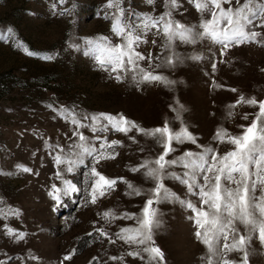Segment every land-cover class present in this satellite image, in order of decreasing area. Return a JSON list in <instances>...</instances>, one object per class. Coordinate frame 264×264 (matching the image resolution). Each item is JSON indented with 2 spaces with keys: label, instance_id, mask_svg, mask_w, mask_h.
<instances>
[{
  "label": "rangeland",
  "instance_id": "obj_1",
  "mask_svg": "<svg viewBox=\"0 0 264 264\" xmlns=\"http://www.w3.org/2000/svg\"><path fill=\"white\" fill-rule=\"evenodd\" d=\"M242 3L243 0H221L225 9L229 6L235 9ZM121 6L125 9V23L143 37L135 46L145 57L138 63L147 71L176 81L174 86L144 82L137 87L130 73H122L124 78L117 80L115 74L97 66L94 53L85 55L83 38L107 36L113 45L122 42L111 30L115 9L107 7V0H64L63 3L0 0V261L4 264H154L146 253L129 255L142 246L127 244L116 233L121 227L135 226V220L125 219L121 213L140 215L145 201L152 195L149 190L155 186L145 175L146 169L132 172L131 168L142 165L146 159L154 161L163 151L162 145L156 137L135 130L125 134L109 128L107 132L94 134L88 127L81 128L88 137L87 143L97 148L99 141H93V135L120 141L111 149L115 155L98 160L95 166L108 178L124 179H118L114 187L98 196L95 204L87 199L82 202L81 191L64 197L63 206L54 211L55 201L48 191L53 183L62 187L55 178L54 156L61 149V154H66L68 146L78 139L71 135L75 126L59 115L61 106L75 110L80 118L86 113L123 114L144 129L167 122L175 132L183 124L197 143L173 141V151L165 157L172 159L186 150L202 151L206 145L218 155L234 150L231 141L214 139L217 130H226V135H241L244 131L241 126L251 123L259 106L234 102L241 95L245 99H264V42H261L264 26L259 24L262 13L258 8L256 19L245 25L246 31L260 33L257 40L233 44L221 55V45L207 36L194 45L175 37L172 48L162 51L166 38L161 29L153 27L144 32L136 27L144 14L156 18L170 12L174 22L202 31L201 22L211 18V6L200 11L189 0H176L174 8L169 6V0H152L151 4L147 0H121ZM72 43L81 47H69ZM24 48L40 55L29 56ZM170 51L174 54L172 67L164 63ZM53 53L54 59H42L44 54ZM194 54L201 59H190ZM175 55L182 62H177ZM157 64L161 67H156ZM49 103L52 108L47 107ZM18 164L32 171L23 172L17 168ZM92 166V158L86 157L85 164L73 173L64 172V165L59 167L65 179L83 190L84 172ZM249 167L254 170V165ZM167 171L183 176L184 169L177 164L168 166ZM198 179L202 182V178ZM129 182L141 190L139 196L128 195ZM163 183L181 199L201 207L199 196L188 193L186 185L171 176L164 177ZM222 184L235 187L234 182L229 184L223 178ZM251 194L259 198V184ZM152 207L161 221L160 227L153 228V241L164 252L166 264H206L208 249L194 236L196 226L189 219L192 211L174 197L161 199ZM203 207L207 210V205ZM10 209L18 210L19 215H7ZM109 209L115 218L106 221L103 213ZM5 224L24 236L18 240L16 232L9 235ZM237 227L239 234L247 235L243 225L237 223ZM96 228L109 235L100 236ZM224 243L221 237L219 244ZM245 248L248 264H264V244L259 241L258 232L252 233ZM69 253L71 257L66 260ZM30 254L38 259L31 260ZM111 256H122V261H112ZM226 258L240 261L243 253L233 250Z\"/></svg>",
  "mask_w": 264,
  "mask_h": 264
},
{
  "label": "snow or ice",
  "instance_id": "obj_2",
  "mask_svg": "<svg viewBox=\"0 0 264 264\" xmlns=\"http://www.w3.org/2000/svg\"><path fill=\"white\" fill-rule=\"evenodd\" d=\"M59 2L63 3L64 0H59ZM147 2L151 4L152 0H147ZM189 2L194 3L196 9L200 11H204L211 6V18L201 22L202 31L185 26L179 21L174 22L170 18V12L156 18L144 14L136 27L144 32L153 27L161 29L166 38L162 51L164 48H172V41L175 37H178L180 41L194 45L200 38L207 36L213 42L221 45L220 54L222 55L233 44L240 45L243 42L256 41L257 37L260 36L259 32L245 30V25L251 24L256 19L255 10L257 8L262 13L259 24L264 26V0H255V2L254 0H243V3L235 9L231 6L227 9L223 8L221 0H189ZM169 6L176 7V0H169ZM52 7L55 9V5H52ZM107 7L115 9L112 14L111 30L115 36L122 39V42L113 45L107 36H100L96 39L83 38L86 45L85 55L94 53L97 66L103 71L115 74L117 80L124 78L122 73H130L131 79L137 87L144 82H158L168 87L174 86L177 83L176 81L168 79L161 73L147 71L138 63V61L144 60L145 57L135 50V46L143 37L135 34L132 25L125 23L123 19L125 9L121 6V0H107ZM62 11L67 12L70 9H63ZM249 13L252 14L251 18ZM222 21H226V23L222 25ZM19 46L23 47V45ZM69 47L79 48L81 45L72 43ZM24 51L29 56L40 55L39 52L29 51L27 48H24ZM55 55V53L44 54L42 59L52 60ZM189 58L192 60L201 59L199 55L195 54ZM175 59L177 62H182L179 55H175ZM149 60H151L150 55ZM173 61L174 54L170 51L164 63L168 67H172L174 66ZM156 67H161V64H157ZM212 70H216L215 63L212 64ZM241 102L247 105L258 104L259 110L255 113V118L252 119L249 125L241 126L244 131L239 136L226 135V130L218 129L214 137V139L231 141L235 145L234 150L218 155L210 145H206L203 146L202 151L186 150L182 155L172 159H165V157L173 151V141L197 143L196 137L183 124L175 132L170 129L167 122L163 126L144 129L123 114L113 115L101 112L89 115L86 113L80 118L75 110L70 111L68 108L61 106L59 115L75 126L71 135L78 139L68 146L66 154L62 155L63 149H61L54 156V163L57 165L55 178L61 181L62 187H58L57 184L53 183L48 191V195L55 201L53 210L55 211L58 206H63L64 197H71L81 191H83L82 202L87 199L95 204L98 196H103L109 188L114 187L118 179H124L123 177L108 178L97 171L95 166L98 160L107 156H114L115 152L111 149L115 148L120 141H108L100 135H93L91 139L99 141V147L97 148L87 143L88 137L80 131L81 128L88 127L94 134L107 132L109 128L114 132L125 134L135 130L137 133L156 137L157 142L162 145L163 151L154 161L146 159L142 165L131 168L132 172H136L138 168L146 169L145 175L154 181L155 186L149 190L152 195L145 201L140 215L131 212L121 213V216L125 219L135 220L136 224L131 227H121L116 236L127 244L142 246L139 250H132L128 254L136 257L141 252L146 253L149 260L154 264H166L164 252L153 241V228L160 227L161 221L156 218L157 210L152 205L159 203L161 199L174 197L193 213L189 219L196 226L194 236L202 241L208 249L206 264H216V260L219 264H248V252L245 245L251 238L252 233L258 232L259 241L264 244V99L257 100L254 97L245 99L241 95L240 99L234 103L239 104ZM47 107L52 108L53 106L49 103ZM169 107H172V105L170 104ZM173 111H177V109H173ZM245 118H247V115H245ZM176 119H180L179 115L176 116ZM129 139H132V137L129 136ZM45 143L47 144V141ZM57 148H60V146L57 145ZM86 157L92 158L93 166L85 170L84 188L81 190L72 180L64 178L59 166H65L64 172L73 173L78 166L85 164ZM177 164L182 165L184 169L183 176L177 175L176 172L167 171L168 166ZM250 165H254V170L250 169ZM17 168L22 169L23 172L32 171L31 168L19 164ZM166 176H171L182 185H186L188 193L198 195L201 207H196L190 200L181 199L176 193L170 191L163 183ZM252 177H255V179H252ZM198 178H202V182ZM222 178L227 180L229 184L234 182L235 187H226L222 184ZM89 181L90 187L88 186ZM258 184L260 185V196L256 199L251 193L256 190ZM128 188L131 190L128 195L139 196L141 194V190L133 187L130 182ZM196 189H198V192L195 191ZM203 205H207V210ZM7 215L18 216L19 211L10 209ZM103 218L108 221L115 217L109 209L103 213ZM237 223L243 225L247 235L239 234ZM4 227L9 235L16 232L7 224ZM95 231L100 236L109 235L101 228H96ZM23 236V232H16V239L19 240ZM221 237L225 241L223 245L219 244ZM230 239L231 243H227ZM109 242H112L111 239ZM233 250L242 252L243 259L240 261L227 259V254ZM70 257L71 253L67 254L65 259H70ZM30 259L35 261L38 257L30 254ZM109 259L122 261V256H111ZM0 264H4V262L0 261Z\"/></svg>",
  "mask_w": 264,
  "mask_h": 264
}]
</instances>
